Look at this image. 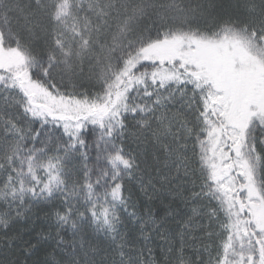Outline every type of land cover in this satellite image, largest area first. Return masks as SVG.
I'll use <instances>...</instances> for the list:
<instances>
[{
  "label": "snow or ice",
  "instance_id": "obj_1",
  "mask_svg": "<svg viewBox=\"0 0 264 264\" xmlns=\"http://www.w3.org/2000/svg\"><path fill=\"white\" fill-rule=\"evenodd\" d=\"M0 264H264V0H0Z\"/></svg>",
  "mask_w": 264,
  "mask_h": 264
}]
</instances>
